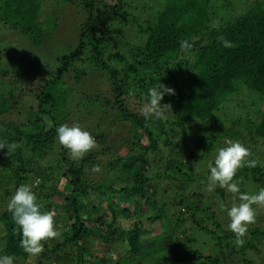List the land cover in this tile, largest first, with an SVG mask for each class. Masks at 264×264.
Listing matches in <instances>:
<instances>
[{
	"label": "trees",
	"instance_id": "trees-1",
	"mask_svg": "<svg viewBox=\"0 0 264 264\" xmlns=\"http://www.w3.org/2000/svg\"><path fill=\"white\" fill-rule=\"evenodd\" d=\"M0 1V34L9 29L39 46L66 11L75 32L67 50L43 60L0 51V141L20 145L0 150V195L27 184L40 211L61 222V243L44 241L32 256L1 206L4 255L43 258L69 247L66 264H103L93 243L108 251L126 243L123 258H137L131 264H249L264 245V206L253 205L255 222L238 244L227 228L233 194L206 190L207 164L226 140L239 141L257 163L234 181L246 194V184L254 194L264 188V165L254 157L264 148V0ZM157 84L174 90L161 101L171 111L148 119L142 110ZM230 107L232 124L220 131L211 118ZM62 124L80 125L97 147L73 159L56 138ZM145 223L163 230L146 236Z\"/></svg>",
	"mask_w": 264,
	"mask_h": 264
},
{
	"label": "clouds",
	"instance_id": "clouds-1",
	"mask_svg": "<svg viewBox=\"0 0 264 264\" xmlns=\"http://www.w3.org/2000/svg\"><path fill=\"white\" fill-rule=\"evenodd\" d=\"M228 41L224 45L228 46ZM181 50H186L188 41H181ZM174 90L163 84L149 89L143 114L148 119H165L171 107L162 104L165 95H173ZM56 138L61 146L66 148L73 159H82L86 154L97 147V143L90 132L84 130L78 124H62L56 128ZM226 146L219 148L214 160L207 164L209 175L207 177L206 190L214 192L217 187L226 189L233 194V203L230 208L226 207L229 223L227 228L231 231L238 244H243L242 239L247 231L248 225L253 224L256 218V209L253 205L264 206V188H260L256 194L242 193L234 177L239 169L256 167V161L249 159L251 152L239 141L226 140ZM20 147L17 143L0 141V150L7 149L14 152ZM94 172H100L99 166H94ZM238 201V202H237ZM14 223L21 234L20 246L25 253L35 256L43 251V243L49 239L57 238L60 233L54 228V213L41 212L37 203V196L31 186L25 184L19 186L7 205ZM14 257L11 255H0V264H13Z\"/></svg>",
	"mask_w": 264,
	"mask_h": 264
},
{
	"label": "rangeland",
	"instance_id": "rangeland-1",
	"mask_svg": "<svg viewBox=\"0 0 264 264\" xmlns=\"http://www.w3.org/2000/svg\"><path fill=\"white\" fill-rule=\"evenodd\" d=\"M250 3V1L247 3H243V5H239L234 12L235 13H239L243 7L247 6ZM0 5H1V1H0ZM67 11L65 12L64 16L62 17L61 20H59L58 24L55 26V29L49 33V36L46 37L45 41H43L41 45L39 46H32L29 42H25L23 41V39L21 37H19L18 35L12 33L9 29H5L2 31V35L0 34V39L3 38V42L0 43V51L3 52L2 49H6V54H8L10 56H13L14 54H16L17 57L20 58L21 55L23 54H28V53H23L24 51L27 52H32L38 55V57L40 59H45L46 57H54L56 56L58 53L60 52H64L65 50H67L68 46L74 43L75 41V32L72 30V26H71V20H72V16H67ZM5 51V50H4ZM7 59V57H5ZM2 59V58H1ZM2 62H0V66ZM242 98H238L236 99V101H240ZM260 104V101L258 102ZM258 104V105H259ZM234 108V107H233ZM228 108L226 109V111H220L219 113H217L215 116H213L211 119L213 120V122L219 127L220 131H225L227 130L228 127L231 126L232 124V118H233V111L230 109L228 110ZM260 110H264V105L260 104ZM235 111V110H234ZM245 113H243L242 115H244ZM245 120H242V122H240L241 126L243 127ZM245 129V133L247 132V130H251L249 128H244ZM109 132V131H108ZM106 133V132H105ZM124 134H122L123 136ZM110 135H108L109 137ZM108 139V138H107ZM178 140V139H177ZM144 143L146 142L145 139H143ZM147 145V144H146ZM108 147H110V151L111 154L113 155V152L116 153V151H114V146L112 145V143L110 145H106ZM259 156L255 155V159L259 160L260 163H262L264 165V155H260L262 153H264V148H256L255 150ZM257 157V158H256ZM108 157L102 158L101 160L104 161H108ZM150 172L152 171V167L149 168ZM112 177V175H111ZM37 180L32 182V186L35 187L37 184ZM117 187H120L119 185H123L122 181L117 182ZM244 188L246 189V191L248 192L249 195H252L255 193L254 187H252V184H246L244 185ZM228 192V191H227ZM0 208L2 206V210L6 211L7 210V205L11 199V196H4V195H0ZM90 199L92 201H95V203L98 205L99 200L95 195H91ZM55 201H57L58 199L54 198ZM53 200V201H54ZM257 206V205H256ZM2 210L0 211V213L2 212ZM60 215L63 214V211H59L58 212ZM1 215V214H0ZM54 220V228L56 229L61 228V226L57 225V223H61L58 222L57 220ZM109 222V221H108ZM263 225V224H262ZM145 226V230H146V236H154L157 235L159 233L162 232L163 229L160 228L159 223L156 224H144ZM5 234L6 232L4 231L3 227L0 224V255H4V250H5V245H6V241H5ZM142 239H145L144 237H142ZM61 243L60 239H50L49 241H45V244L48 245L49 248H53L56 244ZM95 250L93 252V255L98 256L99 258H107L105 259V263L103 264H131L130 261H136L137 258L131 256L129 259L127 258L128 261H126L123 257L127 256V253L130 251V248L126 245V243H121L119 244L115 249H111V250H107L106 246L103 243H98V244H94L93 243V247ZM258 248V253L256 255H254L253 258H249V264H264V245L263 246H257ZM106 249V250H105ZM104 250V252H103ZM106 251V252H105ZM66 253V254H64ZM108 253V255H107ZM9 255V254H8ZM14 257V261L13 264H66V260L65 257L69 256L72 257V250L68 247L67 249H65L64 252H57V253H50L47 254L46 256L42 257H23V256H16V255H11ZM120 261V263H119ZM131 261V262H133ZM166 260L160 259L159 263L163 264L165 263ZM139 264V263H137ZM234 264H245L244 262H242V260H235Z\"/></svg>",
	"mask_w": 264,
	"mask_h": 264
}]
</instances>
